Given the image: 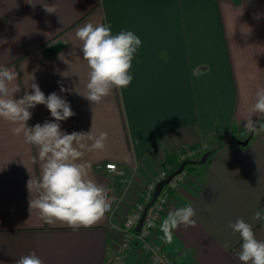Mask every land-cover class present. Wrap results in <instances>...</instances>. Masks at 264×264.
Here are the masks:
<instances>
[{
    "label": "crops",
    "instance_id": "0c3cea01",
    "mask_svg": "<svg viewBox=\"0 0 264 264\" xmlns=\"http://www.w3.org/2000/svg\"><path fill=\"white\" fill-rule=\"evenodd\" d=\"M45 3L56 12H45ZM88 22L142 41L131 84L96 105L82 95L89 69L74 47L76 30ZM0 67L18 74L17 99L31 92L32 76L45 96L67 99L76 115L60 122L62 131L108 133L106 150L84 159L114 197L112 213L91 228L44 224L29 211L27 189L28 169L40 175L39 161H31L38 149L0 119V264L32 252L44 264H149L136 247L118 251L122 221L141 202L142 186L172 166L167 157L179 161L184 150L193 163L184 181L168 186L155 230L163 249L180 264H242V241L228 227L237 219L264 240V221L253 219L264 209V133L238 144L249 136L247 107L264 87V0H0ZM30 111V127L53 119L45 105ZM108 163L124 175L108 173ZM189 204L196 227L179 226L166 243L159 224Z\"/></svg>",
    "mask_w": 264,
    "mask_h": 264
},
{
    "label": "clouds",
    "instance_id": "9594fccd",
    "mask_svg": "<svg viewBox=\"0 0 264 264\" xmlns=\"http://www.w3.org/2000/svg\"><path fill=\"white\" fill-rule=\"evenodd\" d=\"M43 7L49 14L56 12L54 6L45 3ZM75 37L78 43L74 47L80 49L89 69L87 92L82 94L88 101L99 104L114 89H125L131 84L134 79L130 71L132 61L142 45L136 34L123 30L113 34L110 24L88 22L76 30ZM17 78L15 71L0 67V119L14 125L13 135L22 136L25 144L38 149V156L31 157V161L33 164L39 161L40 175L33 176L27 168L30 213L36 210L44 224H60L73 231L95 226L111 210L110 189L92 176L91 163L84 156L88 152L105 151L108 133L96 135L93 126L88 132L62 131L60 122L76 115L67 99L56 92L45 96L33 76L31 92L25 91L17 99L15 94L21 90ZM60 91L71 90L61 86ZM37 105H45L53 119L30 127L28 121L33 115L30 109ZM253 116L258 119L253 120ZM244 128L249 134L264 133V87L255 91L254 101L247 107ZM196 215L197 210L190 204L170 210L158 226L163 234L161 239L171 244L174 230L179 226L196 227ZM253 219L264 221V209L257 211ZM154 220L148 222V228L156 227ZM228 227L242 241L238 253L242 264H264V240L256 238L253 225L237 219ZM223 247L227 249L229 244ZM15 264H44V261L32 252L21 256Z\"/></svg>",
    "mask_w": 264,
    "mask_h": 264
},
{
    "label": "built area",
    "instance_id": "2783aa9c",
    "mask_svg": "<svg viewBox=\"0 0 264 264\" xmlns=\"http://www.w3.org/2000/svg\"><path fill=\"white\" fill-rule=\"evenodd\" d=\"M190 153L191 151L187 150V152L184 154H180L179 161H188ZM110 165L114 166V168L110 169ZM104 169L112 175H124V171L114 163L105 164ZM172 172H174L172 171V166L165 164L160 168L156 176L151 177L150 181L146 185L142 186L141 202L137 203L122 221L120 236L117 243V249L120 253H123L132 247H136L147 256L149 264H180L175 258L170 256L163 249L159 242L156 241L155 230L161 219L162 213L166 210V205L169 199L167 190L168 186L174 182L184 181L187 178L188 172L185 168L179 174L175 175L173 179L163 187L154 203L148 208L140 230H135L143 209L150 201L157 183L165 179ZM109 197L111 202V210L107 213L110 214L113 211L112 204L114 202V197L110 192ZM153 218H155L154 223L156 227L148 228L147 224ZM129 221H131V224ZM145 232H147V235L144 234Z\"/></svg>",
    "mask_w": 264,
    "mask_h": 264
},
{
    "label": "water",
    "instance_id": "95a60500",
    "mask_svg": "<svg viewBox=\"0 0 264 264\" xmlns=\"http://www.w3.org/2000/svg\"><path fill=\"white\" fill-rule=\"evenodd\" d=\"M251 136H252V134H249V136L245 140L239 141L238 144H240V145H246L248 143V141H249V139H250ZM203 160L204 159H202V161ZM192 163L193 162L191 160L183 161L174 172L170 173L165 179H163V180H161V181H159L157 183V185L155 187V190H154V192L152 194V197H151L150 201L145 205V207L143 209V212L141 214V217H140V219H139V221L137 223L136 229H135L136 231H139L140 230L141 225L143 223V219L145 217V214H146L148 208L154 203L155 199L157 198L158 194L162 191L163 187L165 185H167L173 179V177L175 175L179 174L186 167L187 164H192Z\"/></svg>",
    "mask_w": 264,
    "mask_h": 264
},
{
    "label": "trees",
    "instance_id": "16d2710c",
    "mask_svg": "<svg viewBox=\"0 0 264 264\" xmlns=\"http://www.w3.org/2000/svg\"><path fill=\"white\" fill-rule=\"evenodd\" d=\"M185 152H186V150H184L183 152H180L179 155L184 154ZM167 162L172 165V171H175L179 167V165L181 164L182 161H176L175 157H167ZM189 166H191V165L187 164L185 169Z\"/></svg>",
    "mask_w": 264,
    "mask_h": 264
}]
</instances>
